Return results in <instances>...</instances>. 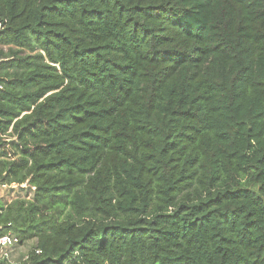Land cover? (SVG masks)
Here are the masks:
<instances>
[{
	"label": "trees",
	"instance_id": "obj_1",
	"mask_svg": "<svg viewBox=\"0 0 264 264\" xmlns=\"http://www.w3.org/2000/svg\"><path fill=\"white\" fill-rule=\"evenodd\" d=\"M0 189L31 264H264V0H0Z\"/></svg>",
	"mask_w": 264,
	"mask_h": 264
},
{
	"label": "built area",
	"instance_id": "obj_2",
	"mask_svg": "<svg viewBox=\"0 0 264 264\" xmlns=\"http://www.w3.org/2000/svg\"><path fill=\"white\" fill-rule=\"evenodd\" d=\"M21 246L23 245H21L20 239L14 234L12 229L4 231L0 226V264H31L30 252L21 261H17L14 258L15 250ZM34 253L41 255L42 251L35 249Z\"/></svg>",
	"mask_w": 264,
	"mask_h": 264
},
{
	"label": "rangeland",
	"instance_id": "obj_3",
	"mask_svg": "<svg viewBox=\"0 0 264 264\" xmlns=\"http://www.w3.org/2000/svg\"><path fill=\"white\" fill-rule=\"evenodd\" d=\"M3 190L0 189V196H2ZM6 199L8 200L9 203H12L15 200H19V199H27L29 200V197H20L19 195H17V192L14 193H10L8 195H6ZM36 242L34 240L28 241L25 245L18 247L15 252H14V258L17 261H21L30 251L31 249L35 246Z\"/></svg>",
	"mask_w": 264,
	"mask_h": 264
}]
</instances>
